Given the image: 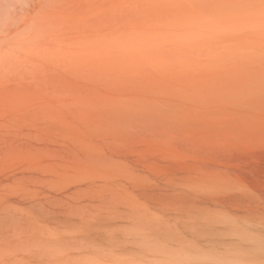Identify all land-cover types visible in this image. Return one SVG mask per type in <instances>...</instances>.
<instances>
[{
  "label": "rangeland",
  "instance_id": "374dc122",
  "mask_svg": "<svg viewBox=\"0 0 264 264\" xmlns=\"http://www.w3.org/2000/svg\"><path fill=\"white\" fill-rule=\"evenodd\" d=\"M0 264H264V0H0Z\"/></svg>",
  "mask_w": 264,
  "mask_h": 264
}]
</instances>
